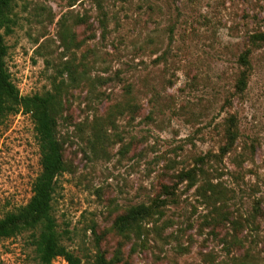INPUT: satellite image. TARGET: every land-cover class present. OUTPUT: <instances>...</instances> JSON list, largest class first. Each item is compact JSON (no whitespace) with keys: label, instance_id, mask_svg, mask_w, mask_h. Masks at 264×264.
<instances>
[{"label":"rangeland","instance_id":"rangeland-1","mask_svg":"<svg viewBox=\"0 0 264 264\" xmlns=\"http://www.w3.org/2000/svg\"><path fill=\"white\" fill-rule=\"evenodd\" d=\"M14 13L6 62L21 95L65 84L58 132L70 171L53 206L82 264L113 258L115 219L158 198L164 216L143 224L119 264H264V43L251 40L264 33V0H15ZM231 118L238 139L223 154ZM40 172L31 117L3 120L0 218L29 202ZM222 211L244 226L233 230ZM0 264H40L31 233L2 241Z\"/></svg>","mask_w":264,"mask_h":264},{"label":"trees","instance_id":"trees-1","mask_svg":"<svg viewBox=\"0 0 264 264\" xmlns=\"http://www.w3.org/2000/svg\"><path fill=\"white\" fill-rule=\"evenodd\" d=\"M15 0H0V125L6 118L23 113L29 115L33 121L36 140L40 150L41 172L32 186V197L29 202L9 212L0 218V243L12 239L23 233H31L32 246L35 248L40 264H52L57 258L64 259L68 264H82L81 258L70 251L62 242L58 231L57 219L54 215V199L57 191L58 178L70 171L65 159L64 143L58 132L59 119L65 109V84L54 81L53 90L44 94L22 96L18 87L12 80L6 59L9 48L5 37L14 32L17 25L14 13ZM102 24L106 27V14L103 12ZM254 44L264 43V33L253 35ZM251 51L242 54L240 61L245 67L237 81L238 93H243L248 86ZM67 71L76 80L79 74L75 65L70 64ZM238 139V129L235 118L229 120L226 130V145L222 153L232 150ZM186 179L194 180L196 173L188 171L184 174ZM204 186H201L200 190ZM208 197L215 206L224 201L215 190ZM165 202L160 198L152 204H140L127 209L119 215L113 223V231L121 237L122 242L113 258H108L103 252L95 256L94 264H119L122 261V248L134 238L141 239L143 224L159 215L164 216L161 206ZM221 210L222 208H217ZM217 210V211H219ZM163 213V214H162ZM216 217L232 224L233 230L244 226L238 217L231 218L227 212H217ZM213 218L216 220L217 218ZM247 226L254 224V216L245 220ZM244 236V235H243ZM243 237L233 234L231 244H241ZM136 245V244H135ZM239 264H246L245 262Z\"/></svg>","mask_w":264,"mask_h":264}]
</instances>
